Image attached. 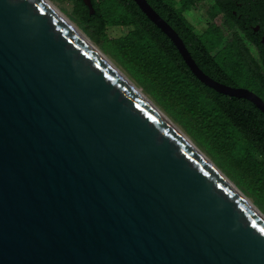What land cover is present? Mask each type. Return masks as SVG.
Instances as JSON below:
<instances>
[{"label":"water","instance_id":"water-1","mask_svg":"<svg viewBox=\"0 0 264 264\" xmlns=\"http://www.w3.org/2000/svg\"><path fill=\"white\" fill-rule=\"evenodd\" d=\"M0 264H264V221L42 1L0 0Z\"/></svg>","mask_w":264,"mask_h":264},{"label":"trees","instance_id":"trees-1","mask_svg":"<svg viewBox=\"0 0 264 264\" xmlns=\"http://www.w3.org/2000/svg\"><path fill=\"white\" fill-rule=\"evenodd\" d=\"M228 1L229 8L221 9L229 27L243 33L256 51V59L234 34L210 55L222 38L214 27L205 33L209 38L191 40L190 56L212 79L245 87L264 103V48L260 42L264 39V0ZM72 2V14L87 36L108 51L264 208V118L259 110L248 100L220 94L200 83L178 54L167 51H174L173 46L161 42L159 30L132 0H90L93 14H88L81 0ZM146 2L166 21L188 29L187 22L172 9V0ZM249 25H258L257 32ZM108 26L131 28L123 36L107 40L104 31Z\"/></svg>","mask_w":264,"mask_h":264},{"label":"rangeland","instance_id":"rangeland-1","mask_svg":"<svg viewBox=\"0 0 264 264\" xmlns=\"http://www.w3.org/2000/svg\"><path fill=\"white\" fill-rule=\"evenodd\" d=\"M53 6H55L58 10L62 12L80 31H82L83 34L87 36V34L84 32L83 27L81 24L78 23V21L74 18V15L72 14L73 9V2L72 0H48ZM207 3H204L202 8H208ZM200 8V7H196ZM199 10V9H198ZM195 20L198 22H201L205 19L203 17H198V14L195 15ZM131 27L129 26H108L105 28L104 34L105 38L107 40H113L118 37L123 36L128 30H130ZM222 35L223 40L221 44L226 42L233 34L236 38H238L246 47L250 55L256 59V51L254 48L246 41V39L234 28H222ZM87 38L93 43V45L112 63V65L129 80L163 115H165L173 125L180 130L187 138L188 140L197 148L208 160H210L214 166L246 197V199L255 207L257 208L263 215H264V208L248 193L239 186L234 178L231 176L228 170H226L222 165L217 162L213 156L197 142L193 136L185 130V128L172 116H170L167 112H165L159 104L153 99V97L147 92L145 87H143L141 84H139L128 72L127 70L110 54L108 51L104 50L102 46L97 45L87 36ZM220 46L217 47L219 49Z\"/></svg>","mask_w":264,"mask_h":264},{"label":"flooded vegetation","instance_id":"flooded-vegetation-1","mask_svg":"<svg viewBox=\"0 0 264 264\" xmlns=\"http://www.w3.org/2000/svg\"><path fill=\"white\" fill-rule=\"evenodd\" d=\"M184 2V4H183ZM172 9L179 13L180 16L183 17V19L188 24V29L183 30L181 27L178 26L177 23L174 22H168L166 21V18L164 16L159 15L153 8V10L169 25V27L177 34V36L181 39L183 42L186 50L190 54V49L188 45L190 46L191 40L195 41L198 38H204L208 36H205L206 31L211 28H217L222 33V28H230L229 27V20L226 16L225 12L221 8H229L228 0H172ZM207 3L208 8H202L203 4ZM239 4H237L238 6ZM200 7V8H196ZM238 8V7H237ZM199 9V10H198ZM198 14V17H203L205 21L203 20L202 23L195 20V14ZM235 12L232 11V15H234ZM144 15V14H143ZM145 16V15H144ZM145 18L148 20L150 24H152L156 29H158L146 16ZM239 18V14L237 16ZM249 28H251L252 32H257L258 25H249ZM236 31H238L235 26L233 27ZM159 30V29H158ZM243 37V33L238 31ZM159 35H157L161 42L165 45L170 44L173 46L172 42L169 40V38L159 30ZM207 40V39H206ZM223 40V35L221 38V42ZM219 46H221V43H219ZM218 47V46H217ZM217 47H215L212 51H210V55L215 54V52L218 50ZM174 51H172L171 48H167V51L172 53L178 54L177 50L173 46ZM179 55V54H178ZM180 56V55H179ZM181 58V57H180Z\"/></svg>","mask_w":264,"mask_h":264},{"label":"bare ground","instance_id":"bare-ground-1","mask_svg":"<svg viewBox=\"0 0 264 264\" xmlns=\"http://www.w3.org/2000/svg\"><path fill=\"white\" fill-rule=\"evenodd\" d=\"M42 1L53 13L58 17L60 21H62L65 25H67L72 32L79 37L93 52L103 60L113 71H115L145 102L146 104L156 112L165 122L169 124L170 127L180 136L182 137L187 144H189L195 152H197L206 163L215 170V172L226 182L233 190L236 192L239 197L264 221V215L255 208L246 197L214 166V164L208 160L195 146L188 140V138L178 130L173 123L163 115L125 76H123L113 65L112 63L93 45V43L87 38L85 34L82 33L60 10H58L55 6H53L48 0H40Z\"/></svg>","mask_w":264,"mask_h":264}]
</instances>
